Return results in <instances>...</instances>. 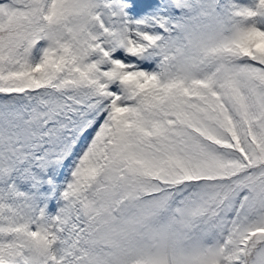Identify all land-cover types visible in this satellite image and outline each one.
Here are the masks:
<instances>
[{"label":"snow or ice","instance_id":"1","mask_svg":"<svg viewBox=\"0 0 264 264\" xmlns=\"http://www.w3.org/2000/svg\"><path fill=\"white\" fill-rule=\"evenodd\" d=\"M0 264H264V0H0Z\"/></svg>","mask_w":264,"mask_h":264}]
</instances>
